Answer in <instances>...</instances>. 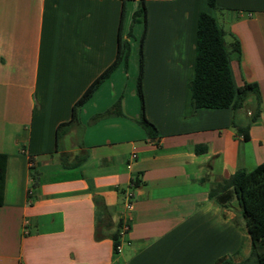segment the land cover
<instances>
[{
  "label": "crops",
  "instance_id": "0c3cea01",
  "mask_svg": "<svg viewBox=\"0 0 264 264\" xmlns=\"http://www.w3.org/2000/svg\"><path fill=\"white\" fill-rule=\"evenodd\" d=\"M146 3L142 42L136 0L124 16L122 0H0V153L7 155L0 264H219L251 255L234 190L219 186L264 162V0H216L217 9L206 0ZM201 12L225 33L235 87H258L254 122V96L246 114L247 101L236 113L193 114ZM121 34L127 62L57 138L74 104L115 62ZM141 49L145 112L157 142L138 122ZM245 126L247 140L237 130ZM124 218L130 230L115 253L112 236Z\"/></svg>",
  "mask_w": 264,
  "mask_h": 264
},
{
  "label": "trees",
  "instance_id": "16d2710c",
  "mask_svg": "<svg viewBox=\"0 0 264 264\" xmlns=\"http://www.w3.org/2000/svg\"><path fill=\"white\" fill-rule=\"evenodd\" d=\"M122 0L123 16L127 2ZM139 7L133 15L134 23H143L144 34L147 24L146 0H136ZM208 6L217 9L216 0H206ZM123 19V18H122ZM121 21V33H122ZM235 49L238 45L235 43ZM130 46L122 41L120 35V46L115 62L105 70L84 92L72 109L71 120L61 124L57 130V138L64 135L73 125L78 123L80 108L93 96L98 87L111 75L122 60L127 62ZM144 58L143 51L140 52V71L137 79V93L141 102V113L139 124L144 130L147 141L157 142L159 131L157 127L147 118L145 112V97L143 91ZM191 90V104L193 114L198 109H225L231 108L233 112L242 109L247 99L254 96L257 100L256 110L251 118L254 122L260 114V98L256 84L246 83L236 88L232 79L230 69V53L225 44V33L217 25L215 18L208 12H201L198 19L196 58L194 78L189 84ZM117 108L107 114L116 113ZM99 116H97L98 118ZM235 125V123H233ZM249 126L237 127L238 133L247 140ZM67 155L63 154L61 160L65 166ZM87 156H81L79 162L85 161ZM78 162V163H79ZM77 163V164H78ZM7 155L0 153V206L3 204L5 180H6ZM34 179L37 177L34 176ZM137 187L139 182L133 181ZM37 185L36 180L34 186ZM233 188L236 195L240 213L245 222V227L251 241V255L241 263H235L231 259H223L219 264H264V162L252 171H238L229 179L225 180L219 190ZM114 251L118 252L120 245V233L112 236Z\"/></svg>",
  "mask_w": 264,
  "mask_h": 264
},
{
  "label": "built area",
  "instance_id": "2783aa9c",
  "mask_svg": "<svg viewBox=\"0 0 264 264\" xmlns=\"http://www.w3.org/2000/svg\"><path fill=\"white\" fill-rule=\"evenodd\" d=\"M131 189H134V183L132 182L130 185ZM125 207L127 209L128 212H131L133 210V202H134V193L133 192H128L125 195ZM130 222L131 219L130 218H124L122 225H121V229H120V235H124L125 233H127L130 230ZM120 248V245L118 246V250Z\"/></svg>",
  "mask_w": 264,
  "mask_h": 264
},
{
  "label": "rangeland",
  "instance_id": "374dc122",
  "mask_svg": "<svg viewBox=\"0 0 264 264\" xmlns=\"http://www.w3.org/2000/svg\"><path fill=\"white\" fill-rule=\"evenodd\" d=\"M249 103H250L249 101L246 102V105H245V107H244L242 113H245V114L247 113L246 111H247L248 108H249Z\"/></svg>",
  "mask_w": 264,
  "mask_h": 264
}]
</instances>
